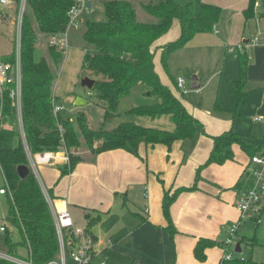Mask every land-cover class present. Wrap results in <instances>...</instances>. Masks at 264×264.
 Masks as SVG:
<instances>
[{"label": "trees", "instance_id": "1", "mask_svg": "<svg viewBox=\"0 0 264 264\" xmlns=\"http://www.w3.org/2000/svg\"><path fill=\"white\" fill-rule=\"evenodd\" d=\"M14 1L18 3L20 0ZM255 2H248L244 11L246 21L252 16ZM260 2L264 7V0ZM77 7L80 5L76 0H27L20 33L21 122L30 154L65 151L67 162L56 167L60 180L69 175L77 164L85 161L79 154L81 138L92 161L102 153L115 150L141 159L138 150L142 144L149 149L163 145L170 150L175 142L192 139L198 133L197 121L170 89L160 82L154 67L152 46L177 20L181 34L176 42L163 49L162 58L165 59L171 52L184 47L194 35L212 32L221 15L220 7L201 0H186L183 4L179 0H158L143 6V10L159 21L145 23L138 19L130 2L109 1L103 5L104 19L87 21L85 24L83 40L91 47V53L84 58V68L94 78H98L94 79L89 96L103 110L104 121L118 117L121 101L136 93L147 98V102L129 107L126 114L151 121L160 119L168 126L172 124L170 130L142 126L134 121L122 122L110 130H92L84 114L76 115L78 127L75 128L64 113L53 114V101L57 99L53 95L52 66L60 64L64 53L51 46L48 47L49 59L45 58L38 44L39 35L45 37L47 43L49 37L66 33L70 12ZM263 17L260 14V18ZM0 18L5 19L7 16L1 15ZM236 57L241 76L240 80L231 83V88L241 100L245 95L241 87L245 82L249 59L245 51L239 50H236ZM1 60L15 65L16 41L13 53L2 56ZM13 89L14 84L8 85L0 95V168L6 181L9 203L4 244L11 254L15 253L17 246L25 247L28 258L22 260L24 262L47 264L58 254L59 243L51 210L36 176L30 171L24 179H20L17 174V167L29 166V162L16 108L10 97ZM233 144H238L251 157L264 152V145L259 146L253 139H244L228 131L214 138L207 164L222 165L232 161ZM250 185L246 173L236 184V189L241 191ZM195 189L193 185L190 188H177L173 193H163L161 206L170 235L176 233L170 218V206L181 192ZM48 196L52 199L51 192ZM85 211V233L94 245L97 237L91 229L101 223L102 215L99 213L94 217L92 210ZM10 228L18 232L20 242H13ZM69 237L67 233L65 240L68 253L72 249ZM243 240L241 237L240 244ZM216 246L224 244L211 239H199L193 250L194 258L203 262L206 259L205 250ZM0 264L15 263L0 259ZM219 264L257 263L252 258L234 257L230 261L222 259Z\"/></svg>", "mask_w": 264, "mask_h": 264}, {"label": "rangeland", "instance_id": "2", "mask_svg": "<svg viewBox=\"0 0 264 264\" xmlns=\"http://www.w3.org/2000/svg\"><path fill=\"white\" fill-rule=\"evenodd\" d=\"M105 1L108 0L98 3L93 2L90 9L85 6L81 7L77 17L68 26L66 31L67 48L65 52L63 51V59L58 66H52V74L54 76L53 95L58 98L56 100L57 105L62 107V113L67 115L75 128L78 127L76 115L84 114L88 127L92 130H110L117 127L120 123L128 121H134L142 126H152L165 130L172 129L171 123L168 126L167 123L162 122L160 119L151 121L147 118L128 116L126 111L129 107L147 102V98L136 95V93L128 99L126 98L121 101L118 107L120 113L118 117L104 121L103 110L93 103V98L89 96L90 90L81 85L82 80L85 78L98 79L97 77L94 78L84 68V58L88 53H91V47L83 40V34L87 21H97L105 18L103 12ZM179 1L181 4L186 2L185 0ZM247 1L210 0L208 3L219 6L221 9L218 27L214 28L210 33L194 35L184 47L171 52L165 59L162 58L163 49L176 42L181 34L180 24L177 20L173 21L169 30L159 37L152 46L154 67L160 82L170 89L181 101L188 113L197 121L198 133L192 139L183 141L182 148L180 149L183 154L185 153L184 161L186 157H192L195 153L197 141L202 149L206 148V152L210 148V152L214 138L228 131H233L244 139H253L259 146L264 145V100L262 96L264 83L260 81L264 78V64H261V60L263 59H261V52L256 50L257 53L255 54V48L258 44L253 43L255 37L259 35L264 36V17L260 18V13L264 15V10L262 7L255 10L254 7L252 19L248 20L245 28H243L244 21L241 10L246 8ZM16 16L15 10H12L10 16H7L5 19L0 18V56L10 55L15 50L17 33L16 26L11 23V20L16 19ZM158 21L159 19L148 16L147 22L154 23ZM244 41H247V43L245 44ZM38 44L43 56L49 59V46L45 41V37L39 35ZM237 45L240 48L242 46L245 47L244 51L249 57L248 76L241 87V91L245 95L241 100L238 99L237 94L231 88V83L240 80L241 76L236 57ZM193 77L196 78L195 83L199 86L197 90L192 89ZM178 79L183 80L184 92L176 86ZM80 143L79 154L83 158H87L88 160L86 159V161L88 163H95V161L90 159L91 156L88 154V148L82 138L80 139ZM174 146L172 145L171 151L168 152L171 159L178 154V150ZM232 148L233 152L235 149L237 153H233V160L229 162L235 163L237 161L241 163L243 161L244 167H249L251 156L247 155L238 144H233ZM165 155L167 156V153ZM163 159L164 156H161V158L153 160L152 164L158 168L163 167L165 175L168 176ZM207 160L208 157L198 165V168L195 170L194 180L198 178V181L201 179L203 181V173L213 176L217 173L218 168L226 165V163L222 165L215 163L207 164ZM183 165H185V162H183ZM47 166L49 167V164ZM30 167L32 172L36 169L38 175H40L39 177L43 179L42 174H40L42 167L39 164L33 161ZM174 167L176 168V164L172 165L171 170L175 169ZM250 167L256 168L252 165ZM49 170H51V173L57 174L55 170ZM196 174H198L197 178ZM54 178L52 186H50L51 182L46 183L43 179V187L46 193L49 194L50 192V189H47V187L52 188L55 195L56 193H66L67 187L65 181L60 180L61 182H59L57 177ZM183 178L184 176L180 177L181 180ZM55 183H58L56 187ZM109 184H111L110 181ZM105 185L107 186V184ZM5 187H7L6 181L0 168V189ZM226 191L236 194L234 208L237 218L234 222L226 224V238L223 235L221 240L225 244L228 231L233 226H237V237L229 245V251L233 252V257L248 259L253 256L252 251L255 250L254 255H256L260 263L264 262V204L259 214L260 217L263 215L258 225L253 221L241 220V213L238 209L241 192L236 190V183L232 187L227 188ZM84 192L86 193V191ZM91 195L93 194L90 192L83 195L77 192L73 193L69 203L70 206L68 207L71 218L72 220L74 219V225L79 229H85L86 226L84 219L85 209L97 211L91 212L94 217H97L101 212L103 214L101 223L91 229L92 233L99 238L98 242L93 245V251L101 252L100 257L93 258L91 264H100V262L104 264H128L126 258L120 257L115 253L111 245L116 240H120V236L124 235L121 233L127 227L133 226L135 217L131 215V211L133 212L134 208L128 202L126 206L122 205V200L113 198L111 194L108 196L106 189L105 194L99 199L95 196V200L94 196ZM211 195L209 203L212 204L213 208L209 214H217L221 207H224L226 204L224 200L221 201L217 196ZM205 196L209 195L205 194ZM205 196L204 198L206 199ZM82 202H86L87 204ZM8 204V196L0 195V225L6 223V218L9 215ZM53 205L57 209H60L57 201L53 200ZM142 211L139 210L141 214ZM105 212L108 213L104 214ZM221 228L224 229L225 226H221ZM218 235L219 232L212 239L217 241ZM241 235L252 240H243V243L240 244ZM220 237H222L221 234ZM12 239L14 243L21 241V237L16 230H12ZM237 244L240 245L241 252L239 254L234 253ZM221 248L223 249V253H225V247L221 246ZM250 249L253 250L251 251ZM59 252L60 250L58 251L57 260L59 259ZM0 254L20 260H27L28 258V251L23 246H17L15 253L11 254L4 244L3 235H0ZM66 260L67 264H75L68 258Z\"/></svg>", "mask_w": 264, "mask_h": 264}, {"label": "crops", "instance_id": "3", "mask_svg": "<svg viewBox=\"0 0 264 264\" xmlns=\"http://www.w3.org/2000/svg\"><path fill=\"white\" fill-rule=\"evenodd\" d=\"M100 1L103 0H87L90 3V8L93 2L98 3ZM109 1L130 2L136 10L138 19L142 22L149 23L147 19L151 15L143 10V6L150 2H157L158 0H108L104 4ZM201 1L210 4L208 3L210 0ZM248 2L249 0L247 1V6ZM246 8L241 10L244 21L243 28H245L248 21H246L244 16ZM217 27L218 23L215 29ZM244 43L246 44L247 41H244ZM236 47L240 52L245 49L243 46L240 48L239 45ZM256 50L261 52V59L263 58L261 64H264V45L259 44L256 46L255 54L257 53ZM260 81L264 83V78ZM262 96L264 100V90L262 91ZM56 99L58 98L56 97ZM175 143L173 145L178 150V154L172 157V159L168 155L171 149L169 150L163 145H157L149 149L143 144L140 145L138 150L141 159L135 158L122 150L102 153L96 157L95 163L93 164L88 163L86 158L84 162L77 164L69 175L60 179L66 183V193H56L55 195L52 188L47 187V189H50L52 200L62 202L67 209H69L68 207L70 206L69 203L73 193L77 192L83 195L90 192L93 194L91 196H94L96 200L95 196L98 199L101 198L105 194V189L108 196L111 194L113 198L121 199L122 205L126 206L127 202L131 204L134 208V211H131V215L135 217L133 226L127 227L121 233L124 235L122 237L120 236V240H116L111 245L115 253L120 257L123 256L126 258L128 264H219L224 254L221 246L206 249V259L204 262H198L194 258L193 250L199 239L214 240L212 238L218 232L219 235L216 242L222 245L224 244V241L221 239L223 235L226 238V224L234 222L237 218V213L234 208L236 194L234 192H227L226 190L235 183H238L242 176L247 173L248 167H244L243 161L241 163L237 161L235 163L226 161V165L218 168L215 175L211 176L208 173H203V181L202 179L198 181V178L194 180L195 170L199 164L209 157L211 152H209L210 148L206 152V148L202 149L197 141L195 153L192 157H186L184 161L185 153L183 154L180 151L183 142L177 141ZM61 151L54 154V158L50 161L49 167L47 166L48 164H39L42 167L40 174H42L46 183L51 182L50 186L54 183V177L59 179L60 173L56 169L57 165H63L67 162L65 151ZM166 153L167 156L165 155ZM233 153H237V150L234 149ZM161 156H164L163 164L168 171V176L165 175L163 167L158 168L152 164L153 160L159 159ZM28 162L30 166L29 159ZM183 162H185V165H183ZM174 164H176V168L174 167L175 169L171 170ZM49 169L55 170L57 174L51 173ZM33 171L45 194L46 190L43 187V179L39 177L40 175H38L36 169ZM182 176L184 178L181 180L180 177ZM60 180L59 182H61ZM109 181L111 184H109ZM58 183H55V187ZM192 184L196 186V189L181 192L170 206V218L176 231L175 234L170 235L166 229L167 221L162 212L161 201L163 193L165 191L173 193L177 188H190L193 186ZM202 194L209 196H205V199ZM210 194H212L211 196H217L221 201L224 200L226 204L224 207H221L217 214H209L213 208L212 204L209 203ZM82 203L87 204L86 202ZM138 209L143 210L142 214ZM92 211L97 212L95 210ZM107 213L105 212L104 214ZM221 226H225V228L222 229ZM220 234L222 237H220ZM241 237L245 240H252L243 235ZM98 240L99 238L97 237V242ZM254 241L256 242V240ZM250 250L252 251L253 249ZM252 252L253 256L250 258L257 264H264V262L260 263L256 255H254L255 250ZM59 254V259L57 260V254L53 260L56 264H61V252ZM66 261L65 264H67Z\"/></svg>", "mask_w": 264, "mask_h": 264}, {"label": "built area", "instance_id": "4", "mask_svg": "<svg viewBox=\"0 0 264 264\" xmlns=\"http://www.w3.org/2000/svg\"><path fill=\"white\" fill-rule=\"evenodd\" d=\"M80 7L73 8L70 12V22L76 18L77 13L81 7H86L87 0H76ZM27 0H20L18 3L14 0H0V16L6 15L10 16V12L15 10L16 19L11 20V23L16 26V63L14 66H11L8 63H4L1 60L0 56V95H2L4 89L8 85L14 84V89L10 93V97L13 100V105L16 108L17 117L19 120V130L26 147L27 156L32 164L33 161L36 164H49L50 161L54 158L52 152H46L42 154L31 155L27 149L26 142L24 139V131L21 122V67H20V33H21V24L23 14L26 8ZM256 8L264 7L261 5L260 0H256L254 4ZM254 44H263L264 36L259 35L253 39ZM47 44L49 47L53 46L64 51L67 48L66 33L51 36L47 39ZM178 89L183 91V80H177ZM63 109L61 106L57 105L56 100L53 101V114L56 116L59 113H62ZM59 132L62 133V129L59 128ZM67 159V158H66ZM256 168L250 167L251 165ZM250 164L247 168V173L249 175L251 185L248 188L241 190L240 200L238 202V209L241 213V220H249L259 224L261 217L260 213L262 206L264 204V152L254 155L250 158ZM0 195H8L7 187L0 189ZM45 197L48 202L49 208L51 210L54 225L56 230V235L58 238L59 249L62 255L61 264H65V258L70 259L75 264H91L92 259L100 257L101 252L93 251V244L91 243L89 236L86 235L85 229H79L74 225V222L71 218L69 210L62 202L57 201L60 209H57L53 205V200L45 192ZM56 208V209H55ZM259 215V216H258ZM6 224L0 225V235L5 234ZM237 226H233L230 231H228V237L224 244L225 253L223 259L226 261L232 260L233 252L229 251V245L233 242L237 235ZM69 233V241L72 245L71 251L68 253L66 250L67 244L65 240L66 234ZM235 253V252H234ZM236 254V253H235ZM0 259L15 263V264H31L24 262L20 259L10 257L8 255L0 254ZM47 264H56L54 261H50ZM100 264H104L101 263Z\"/></svg>", "mask_w": 264, "mask_h": 264}, {"label": "water", "instance_id": "5", "mask_svg": "<svg viewBox=\"0 0 264 264\" xmlns=\"http://www.w3.org/2000/svg\"><path fill=\"white\" fill-rule=\"evenodd\" d=\"M86 8H90V3L89 2L86 3ZM195 80H196V78L193 77L192 78V82H193L192 83V89L193 90H197L199 88V86L195 83ZM81 85L84 88H87L88 90H91L93 85H94V80L89 79V78H85V79L82 80ZM30 171H32L30 166L21 165V166L17 167V174H18L20 179H24L30 173ZM234 252L236 254H239L241 252L239 244L236 245V248H235Z\"/></svg>", "mask_w": 264, "mask_h": 264}]
</instances>
